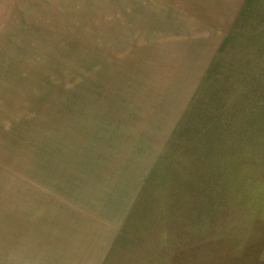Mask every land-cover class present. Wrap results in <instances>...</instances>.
<instances>
[{"label": "rangeland", "instance_id": "374dc122", "mask_svg": "<svg viewBox=\"0 0 264 264\" xmlns=\"http://www.w3.org/2000/svg\"><path fill=\"white\" fill-rule=\"evenodd\" d=\"M82 207L104 264H264V0H0V225Z\"/></svg>", "mask_w": 264, "mask_h": 264}, {"label": "crops", "instance_id": "0c3cea01", "mask_svg": "<svg viewBox=\"0 0 264 264\" xmlns=\"http://www.w3.org/2000/svg\"><path fill=\"white\" fill-rule=\"evenodd\" d=\"M233 1L237 6L242 4L244 6L247 3V0ZM209 5L201 7L202 12L197 13L198 17L202 15L201 20L206 24L194 22L192 24L202 32L208 29L209 33H216L217 25L224 31L229 20L227 17L224 18L222 14L214 12L213 14L211 12L210 17H203L204 9L211 11ZM222 5L224 9L225 6ZM191 14L195 15L193 12ZM192 15L185 19H190ZM210 27L215 30H210ZM215 35L208 38L207 45L211 50L209 61L214 54L210 46H214L215 39L217 40ZM224 39L226 37L222 39L221 44ZM92 137H95V134ZM73 211L82 212V216H78L79 221L74 224L0 225V264H104L112 243L118 237V227L121 225L118 223L116 226H110L103 218L97 220L89 217L88 220L87 210L83 207L82 210ZM20 234L25 235L21 240Z\"/></svg>", "mask_w": 264, "mask_h": 264}, {"label": "trees", "instance_id": "16d2710c", "mask_svg": "<svg viewBox=\"0 0 264 264\" xmlns=\"http://www.w3.org/2000/svg\"><path fill=\"white\" fill-rule=\"evenodd\" d=\"M184 123V122H183ZM176 132H177V130L174 132V136H176ZM170 145H169V143H167L166 144V146L164 147V150H163V152L165 151V149H167V147H169ZM164 156H165V153H164ZM161 158H163V154H162V156H161ZM153 173V172H152Z\"/></svg>", "mask_w": 264, "mask_h": 264}]
</instances>
